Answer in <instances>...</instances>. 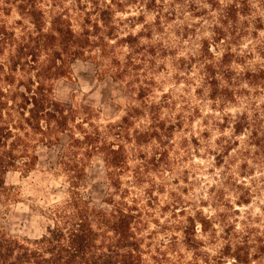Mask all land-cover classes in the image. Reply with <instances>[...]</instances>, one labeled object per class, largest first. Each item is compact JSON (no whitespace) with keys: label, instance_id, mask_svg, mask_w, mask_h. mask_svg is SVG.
Here are the masks:
<instances>
[{"label":"clouds","instance_id":"obj_1","mask_svg":"<svg viewBox=\"0 0 264 264\" xmlns=\"http://www.w3.org/2000/svg\"><path fill=\"white\" fill-rule=\"evenodd\" d=\"M0 129V264H264V0H0Z\"/></svg>","mask_w":264,"mask_h":264},{"label":"trees","instance_id":"obj_2","mask_svg":"<svg viewBox=\"0 0 264 264\" xmlns=\"http://www.w3.org/2000/svg\"><path fill=\"white\" fill-rule=\"evenodd\" d=\"M24 8H25V6L24 5H20V10L21 11H23L24 10ZM229 15H231V11H229ZM101 18L105 21V22H107V20L109 19V15H108V13L105 11V12H103V13H101ZM86 23L88 22L87 20L85 21ZM125 39H127V38H125ZM52 40H53V38H49V42H52ZM72 41V37H71V34H70V32H65L64 34H63V40H62V42H64L65 44H66V46L70 43ZM61 126H62V122H61ZM0 134H5V130L4 129H0ZM121 227H123L124 226V221H121V225H120ZM79 243V240L78 239H76V240H74V246L76 245V244H78ZM20 247L21 248H24V246L23 245H20ZM9 254H10V252H9ZM29 255V252L27 251V250H25L23 253H22V256H24V257H27Z\"/></svg>","mask_w":264,"mask_h":264}]
</instances>
